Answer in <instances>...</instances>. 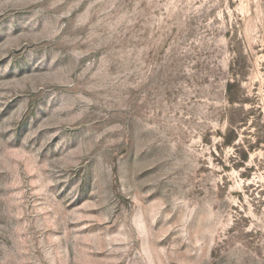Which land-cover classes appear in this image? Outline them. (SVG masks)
I'll return each instance as SVG.
<instances>
[{"label": "rangeland", "instance_id": "obj_1", "mask_svg": "<svg viewBox=\"0 0 264 264\" xmlns=\"http://www.w3.org/2000/svg\"><path fill=\"white\" fill-rule=\"evenodd\" d=\"M0 264H264V0H0Z\"/></svg>", "mask_w": 264, "mask_h": 264}]
</instances>
